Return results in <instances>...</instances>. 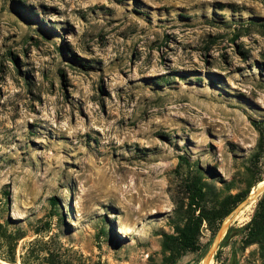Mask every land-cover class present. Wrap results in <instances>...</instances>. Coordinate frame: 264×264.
Masks as SVG:
<instances>
[{
  "label": "rangeland",
  "instance_id": "obj_1",
  "mask_svg": "<svg viewBox=\"0 0 264 264\" xmlns=\"http://www.w3.org/2000/svg\"><path fill=\"white\" fill-rule=\"evenodd\" d=\"M263 185L264 0H0V252L264 264Z\"/></svg>",
  "mask_w": 264,
  "mask_h": 264
},
{
  "label": "trees",
  "instance_id": "obj_2",
  "mask_svg": "<svg viewBox=\"0 0 264 264\" xmlns=\"http://www.w3.org/2000/svg\"><path fill=\"white\" fill-rule=\"evenodd\" d=\"M181 160L186 161L184 157H180ZM188 191L190 192L191 202L194 206H199V201L202 199V188L198 180H193V182L188 184ZM53 205L56 204L54 197L50 198ZM228 211L224 212L222 216L227 214ZM206 217V216H205ZM201 217L189 218L184 226L177 228V236H165L164 247L169 250V258L174 259L181 251H196L200 248L198 243V231L199 225L201 223ZM1 226V224H0ZM237 233H242L247 231V235L251 238H257L259 235L264 234V194L258 200L256 209L251 220L245 225L234 228ZM229 232L225 235L224 239L229 237ZM263 237L264 236H259ZM5 243L4 246L7 247L6 250L0 252V264L2 261L10 264H18L15 256V248L12 245L11 236L4 235ZM20 264H25L24 260L21 259Z\"/></svg>",
  "mask_w": 264,
  "mask_h": 264
},
{
  "label": "bare ground",
  "instance_id": "obj_3",
  "mask_svg": "<svg viewBox=\"0 0 264 264\" xmlns=\"http://www.w3.org/2000/svg\"><path fill=\"white\" fill-rule=\"evenodd\" d=\"M262 187H264V185Z\"/></svg>",
  "mask_w": 264,
  "mask_h": 264
}]
</instances>
